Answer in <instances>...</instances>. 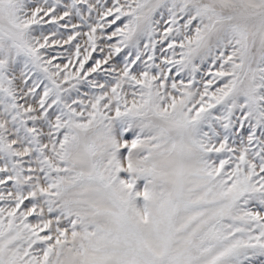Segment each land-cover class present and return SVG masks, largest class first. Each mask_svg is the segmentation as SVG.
<instances>
[{
	"label": "snow or ice",
	"instance_id": "snow-or-ice-1",
	"mask_svg": "<svg viewBox=\"0 0 264 264\" xmlns=\"http://www.w3.org/2000/svg\"><path fill=\"white\" fill-rule=\"evenodd\" d=\"M0 264H264V0H0Z\"/></svg>",
	"mask_w": 264,
	"mask_h": 264
}]
</instances>
